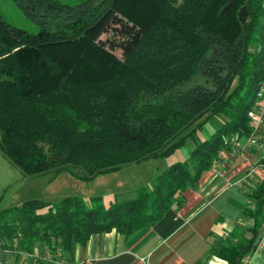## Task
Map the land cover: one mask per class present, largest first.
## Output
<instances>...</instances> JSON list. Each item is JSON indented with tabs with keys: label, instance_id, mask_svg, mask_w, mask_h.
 I'll return each mask as SVG.
<instances>
[{
	"label": "trees",
	"instance_id": "1",
	"mask_svg": "<svg viewBox=\"0 0 264 264\" xmlns=\"http://www.w3.org/2000/svg\"><path fill=\"white\" fill-rule=\"evenodd\" d=\"M15 2L39 24L29 30L0 11V150L24 174L75 168L90 178L170 154L210 116L221 120L131 196L108 203L99 194L31 197L0 208V264L8 254L14 262L23 254L39 258L36 244L73 252L113 227L126 234L150 224L172 231L183 221V190L231 147L227 137L253 128L249 110L264 81V0ZM109 23L135 29L124 56L101 38ZM196 72L211 83L181 87ZM257 163L264 165V157ZM247 194L251 203L242 213L252 223L237 220L195 264L210 256L244 264L256 250L264 176Z\"/></svg>",
	"mask_w": 264,
	"mask_h": 264
},
{
	"label": "crops",
	"instance_id": "2",
	"mask_svg": "<svg viewBox=\"0 0 264 264\" xmlns=\"http://www.w3.org/2000/svg\"><path fill=\"white\" fill-rule=\"evenodd\" d=\"M258 105L263 114L259 143H249L247 135H241L230 148L222 150L221 158L203 172L198 182L183 190L184 200L177 209L183 221L172 231L162 234L150 224L126 234L113 227L92 233L86 242L77 243L73 252L61 246L51 252L36 244L35 251L42 256L30 260L23 254L14 262L13 254H8L7 264H26L27 260L29 264H195L210 243L227 234L237 220L252 223L242 209L251 203L247 194L250 185L264 176V167L246 175L247 168L264 157V97ZM214 129L208 123L205 131L210 133ZM204 264L227 261L210 256ZM250 264H264V229Z\"/></svg>",
	"mask_w": 264,
	"mask_h": 264
},
{
	"label": "rangeland",
	"instance_id": "3",
	"mask_svg": "<svg viewBox=\"0 0 264 264\" xmlns=\"http://www.w3.org/2000/svg\"><path fill=\"white\" fill-rule=\"evenodd\" d=\"M0 11L10 21L29 30L39 28L38 22L28 16L15 0H0ZM105 26L101 38L118 54L124 56L128 50L127 44L132 43L137 37L135 29L132 26L126 28H113L112 26L111 29L110 23ZM197 81L211 83L207 74L196 72L181 87H188ZM203 118L204 116L199 118L196 123ZM220 120L216 114L210 116L203 128L196 129L192 135L188 136L184 145L178 146L170 154L150 156L140 161L126 163L115 169L98 172L90 178L75 174V168L62 169L57 173L48 171L37 175H26L0 150V208L20 203L31 197L57 200L66 194H77L85 198L99 194L108 203L116 196L119 198L131 196L135 187L150 181L157 170L164 168L174 160L185 158L196 141L209 134L205 131L207 124L210 123L215 128Z\"/></svg>",
	"mask_w": 264,
	"mask_h": 264
},
{
	"label": "built area",
	"instance_id": "4",
	"mask_svg": "<svg viewBox=\"0 0 264 264\" xmlns=\"http://www.w3.org/2000/svg\"><path fill=\"white\" fill-rule=\"evenodd\" d=\"M257 102L255 104L254 107H252L249 110V115L251 117V125H252V129L251 131L247 134V141L249 143L252 144H257L259 143V135H258V129H259V122L263 119V114L262 112L258 109L259 107V103L261 102V100L264 97V81L261 83V86L258 90V94H257ZM241 136V134H239L238 132L233 133L231 136L227 137L226 140H229L231 142H234L235 140H237L239 137ZM215 163L218 161V159L214 160ZM259 167H264L263 164H258V163H254L251 164L247 170H246V175H251L254 174L258 171ZM251 258L252 255H247L244 258V264H250L251 262ZM0 263H2V258H0Z\"/></svg>",
	"mask_w": 264,
	"mask_h": 264
}]
</instances>
